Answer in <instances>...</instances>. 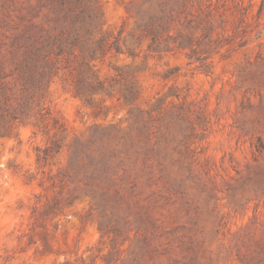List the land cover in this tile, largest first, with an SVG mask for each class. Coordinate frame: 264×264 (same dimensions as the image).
Here are the masks:
<instances>
[{
	"label": "rangeland",
	"instance_id": "1",
	"mask_svg": "<svg viewBox=\"0 0 264 264\" xmlns=\"http://www.w3.org/2000/svg\"><path fill=\"white\" fill-rule=\"evenodd\" d=\"M166 1H70L97 13L86 75L103 89L76 95L66 55L0 129V264H264V0H183L153 42ZM40 4L0 0V59ZM103 145L123 161L100 207L78 166Z\"/></svg>",
	"mask_w": 264,
	"mask_h": 264
},
{
	"label": "trees",
	"instance_id": "2",
	"mask_svg": "<svg viewBox=\"0 0 264 264\" xmlns=\"http://www.w3.org/2000/svg\"><path fill=\"white\" fill-rule=\"evenodd\" d=\"M70 1L41 0L34 13L28 12L22 30L11 41L9 57L0 59V129L6 123L22 121L29 116V105L39 103L47 83L60 69L68 68V59L64 60L66 55L72 54L78 60L76 66L67 69L70 74L75 72L73 88L76 95L90 102L92 93L103 89L100 81L89 83L86 75L89 71L86 58L93 57L97 50L104 51V38L95 44L91 40L97 13L83 9L74 11L69 6ZM180 1L174 0L175 5L170 0L159 3L157 12L145 21L153 42L157 29L164 30V20L171 17L175 8L184 6L183 0ZM47 3L50 4L49 12L36 22L34 19L39 17L41 6ZM75 48L79 54L74 53ZM42 152L40 158L45 161L49 150L44 148ZM122 161L116 150L103 145L99 153L87 155L80 162L78 173L84 181L82 192L91 194L97 206L104 207L111 196L119 195L120 191L112 188L114 182L109 175L122 165ZM103 179L108 180L107 185ZM121 179L129 184L128 193H134L137 177L124 169ZM78 196V193L71 194L69 202Z\"/></svg>",
	"mask_w": 264,
	"mask_h": 264
}]
</instances>
